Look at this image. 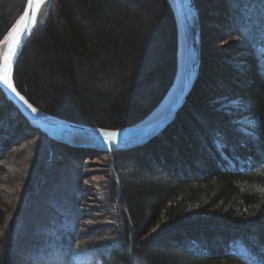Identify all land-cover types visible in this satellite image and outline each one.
I'll use <instances>...</instances> for the list:
<instances>
[{
  "label": "trees",
  "instance_id": "obj_1",
  "mask_svg": "<svg viewBox=\"0 0 264 264\" xmlns=\"http://www.w3.org/2000/svg\"><path fill=\"white\" fill-rule=\"evenodd\" d=\"M195 2L198 82L143 145L60 143L0 89V264H264V0ZM26 4L0 0V43ZM178 49L168 0H52L14 81L53 116L120 130L163 102Z\"/></svg>",
  "mask_w": 264,
  "mask_h": 264
},
{
  "label": "water",
  "instance_id": "obj_2",
  "mask_svg": "<svg viewBox=\"0 0 264 264\" xmlns=\"http://www.w3.org/2000/svg\"><path fill=\"white\" fill-rule=\"evenodd\" d=\"M168 1L175 13L179 35L181 34L183 38V62L173 87L159 107L143 122L120 130L86 126L58 118L35 107L18 91L14 81L17 63L32 34L41 25L39 22L41 9L46 6V18L52 0H27L22 15L8 32L11 34V41L0 63V89L8 102L20 112L31 127L60 143L108 151L145 144L177 119L198 82L201 68L203 35L196 2L195 0ZM171 91L172 94L164 108L152 117Z\"/></svg>",
  "mask_w": 264,
  "mask_h": 264
},
{
  "label": "bare ground",
  "instance_id": "obj_3",
  "mask_svg": "<svg viewBox=\"0 0 264 264\" xmlns=\"http://www.w3.org/2000/svg\"><path fill=\"white\" fill-rule=\"evenodd\" d=\"M173 1V0H172ZM45 14H46V6H44L41 9L40 15H39V22H42L45 19ZM178 36H179V68L182 65L183 62V57H184V44H183V38L182 35H179V31H178ZM11 41V34H9L4 41L0 44V63L2 62L7 49L9 47ZM172 94V91L170 92V94L168 95L166 101L161 105V107L152 115V117L156 116L157 114H159L161 112V110L164 108V106L166 105V103L168 102L170 96Z\"/></svg>",
  "mask_w": 264,
  "mask_h": 264
},
{
  "label": "rangeland",
  "instance_id": "obj_4",
  "mask_svg": "<svg viewBox=\"0 0 264 264\" xmlns=\"http://www.w3.org/2000/svg\"><path fill=\"white\" fill-rule=\"evenodd\" d=\"M47 17V16H46ZM45 20H46V18L41 22V25H39L38 26V28H37V30L44 24V22H45ZM201 26H203L202 24H201ZM37 30H35V31H37ZM9 35V33L6 35V37ZM203 35V34H202ZM204 36H205V34H204ZM5 37V38H6ZM179 37V36H178ZM4 38V39H5ZM4 41V40H3ZM3 41H1V43L3 42ZM0 43V44H1ZM178 52H179V49H178ZM178 59H179V56H178ZM179 67V66H178ZM176 80V79H175ZM175 83V82H174ZM174 85V84H173ZM173 87V86H172ZM167 96V95H166ZM244 125H250V124H252L253 123V121H252V119L251 118H248V117H246V118H244V119H242V120H240ZM22 162H23V160H22ZM5 170H6V168H5ZM24 178V174H21L20 175V177H19V179L20 180H22ZM16 188H17V186H16ZM16 188H15V190H16ZM12 198V197H11ZM13 199V198H12ZM236 251L238 252V253H240V254H246V251H245V249L240 245V246H238V247H236Z\"/></svg>",
  "mask_w": 264,
  "mask_h": 264
}]
</instances>
